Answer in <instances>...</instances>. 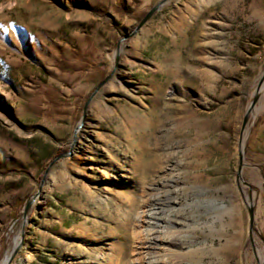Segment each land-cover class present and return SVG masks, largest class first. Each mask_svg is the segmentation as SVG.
<instances>
[{
  "label": "rangeland",
  "instance_id": "obj_1",
  "mask_svg": "<svg viewBox=\"0 0 264 264\" xmlns=\"http://www.w3.org/2000/svg\"><path fill=\"white\" fill-rule=\"evenodd\" d=\"M263 72L264 0H0V264H264Z\"/></svg>",
  "mask_w": 264,
  "mask_h": 264
},
{
  "label": "water",
  "instance_id": "obj_2",
  "mask_svg": "<svg viewBox=\"0 0 264 264\" xmlns=\"http://www.w3.org/2000/svg\"><path fill=\"white\" fill-rule=\"evenodd\" d=\"M155 9H156V7H154V8H152L144 17H143V19L141 20V22H140V24L139 25H141L142 23H144L148 18H149V16L155 11ZM262 77H264V72H263V75H262ZM108 79V77L107 78H105L97 87H99L102 83H104L106 80ZM255 101V100H254ZM254 103V102H253ZM246 118H247V115H245L244 116V118H243V125L245 124V122H246ZM239 159H240V163H241V160H242V155H241V153L239 154ZM251 216H252V213H251V209L249 210V218H250V225H251ZM14 253V252H13ZM12 255L13 254H11V256L9 257V258H7L6 260H5V262H4V264H9V262L11 261V259H12Z\"/></svg>",
  "mask_w": 264,
  "mask_h": 264
},
{
  "label": "bare ground",
  "instance_id": "obj_3",
  "mask_svg": "<svg viewBox=\"0 0 264 264\" xmlns=\"http://www.w3.org/2000/svg\"><path fill=\"white\" fill-rule=\"evenodd\" d=\"M263 90H264V84H263L262 89H261V101L258 104V106L254 108V110H253L254 112H259L261 109L264 108V91ZM240 148H242V139H241V147Z\"/></svg>",
  "mask_w": 264,
  "mask_h": 264
}]
</instances>
